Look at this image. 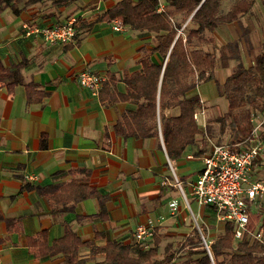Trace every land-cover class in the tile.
<instances>
[{"label":"crops","instance_id":"0c3cea01","mask_svg":"<svg viewBox=\"0 0 264 264\" xmlns=\"http://www.w3.org/2000/svg\"><path fill=\"white\" fill-rule=\"evenodd\" d=\"M117 1L77 0L57 8L41 3L29 5L19 14L8 9L0 12V60L5 65L25 60L24 80L34 81L48 92L42 101L27 103L24 85H16L10 94L0 84V264H62L61 254L35 258L28 250L27 237L47 228L51 241L62 235L63 221L82 239H93L95 231L99 232L95 238L98 245L107 240L138 243L135 227L148 220L156 221L161 257L165 244L192 235L195 227L204 235L208 224L203 218L210 222L217 218L213 207L199 204L191 194L190 182L202 168L199 158L186 157L192 151L171 161L161 132L158 137L145 138L118 135L113 129L116 119L134 104L118 101L105 105L99 90L78 82L80 70H88L103 80L111 72L116 89L124 91L123 73L140 68L138 47L150 44L151 35L130 28L116 31L111 21L96 19ZM71 17L77 18L78 34L63 44L25 36L21 28L25 21L51 25ZM212 34L216 46L228 44V74L238 62L250 66L255 55L264 51V0H255L247 13L217 26ZM226 68L218 66L220 78L215 77L216 81L223 82ZM204 118L206 124L218 123L208 121L206 105ZM254 124L264 145V108L255 114ZM228 139L233 141L229 134ZM171 167L183 182L185 197L176 186L161 183L164 177L172 178ZM78 168L88 169V183L107 196L103 205L106 217L99 214L97 198L82 199L73 211L56 216L50 212L46 196L36 190L37 186L69 180L72 175L68 171ZM76 176L81 178L82 174ZM250 179L264 184V150L252 166ZM26 184L30 187L24 188ZM188 196L196 202V211ZM172 200L178 203L175 215L169 212ZM251 213L264 215V194L251 204ZM15 216H21L19 229L9 231L5 218ZM160 216L163 219L158 221ZM217 233L210 234L207 242ZM152 244L153 237L141 243L145 248ZM80 253L93 260L103 257L102 253H90L85 246L80 247Z\"/></svg>","mask_w":264,"mask_h":264},{"label":"trees","instance_id":"16d2710c","mask_svg":"<svg viewBox=\"0 0 264 264\" xmlns=\"http://www.w3.org/2000/svg\"><path fill=\"white\" fill-rule=\"evenodd\" d=\"M76 1L0 0V12L8 9L19 14L29 5L48 3L57 8ZM254 1L118 0L101 12L97 20L110 22L117 18L126 28L152 37L150 44L138 47L140 68L123 73L124 91L116 89L115 76L111 72L99 88L100 100L105 105L118 101L134 104L119 114L113 125L114 131L124 138L158 137L161 132L171 161L187 150L195 156L204 154L208 150L205 135L211 139L214 135L211 123L206 124L205 134L194 120V112L205 107L196 88L201 82L214 80L218 94L227 101V110L212 121L218 122L220 133L228 129L233 142L237 137L241 140L250 136L254 126L252 119L264 108V51L255 55L250 66L238 62L220 83L215 79V69L218 65L228 67V49L225 47L228 44L219 46L217 56L212 31L218 25L233 22L247 13ZM76 22L77 18L74 38L78 34ZM25 64L26 61L22 60L5 65L0 60V84L10 94L16 85L22 84L27 103L42 101L48 92L42 90L38 83L24 80L22 69ZM171 109L177 112L167 113ZM68 173L72 175L69 180L36 187L40 194L46 196L50 212L57 216L73 211L82 199L97 198L101 207L99 214L106 217L103 205L107 196L88 183L89 170L70 169ZM78 174H82V179L76 176ZM29 187L24 185V188ZM20 217L5 218L9 231L19 229ZM247 227L251 231L263 227L264 239V215L250 213ZM99 235L95 231L93 239H82L68 222L63 221L62 235L50 241L47 228H43L27 237V245L35 258L61 254L62 264H264V243L247 232L235 240L233 223L229 220L222 221V228L209 243L211 256L196 227L192 235L183 240L165 244L161 257H158L161 235L156 228L153 244L147 248L141 243L118 240H107L98 245L95 238ZM82 246L88 247L90 253H102V259L93 260L82 255Z\"/></svg>","mask_w":264,"mask_h":264},{"label":"built area","instance_id":"2783aa9c","mask_svg":"<svg viewBox=\"0 0 264 264\" xmlns=\"http://www.w3.org/2000/svg\"><path fill=\"white\" fill-rule=\"evenodd\" d=\"M162 7L160 2L159 8ZM112 28L116 31L126 29L120 19H113ZM21 28L25 36H39L46 42L67 43L74 39L75 18L71 17L60 23L51 25H41L22 22ZM78 82L85 87L95 91L101 87L103 78L88 70H80L77 73ZM204 104V101L201 99ZM200 115L203 120L200 124L205 133V107L202 106L194 112V120L198 123ZM254 123V118L252 119ZM206 134V133H205ZM209 144L208 150L196 156L202 162L196 178L190 182V191L196 201L202 205H209L214 208L217 219L229 220L233 223L234 238L239 239L245 232L264 243L263 227L256 231H251L247 227L251 204L264 194V184L250 179V172L256 158L264 150L262 141L258 138L257 124H254L250 136L240 141L214 142L207 135ZM187 158H194L195 155L189 153ZM170 164V163H169ZM171 166V164H170ZM172 169V178L164 177L162 184L170 183L176 186L185 197L183 182ZM30 180L33 177L29 178ZM169 212L175 215L178 211V203L172 200L168 204ZM163 219L159 217L160 221ZM156 228V221L148 220L135 227L134 237L138 243H143L153 237ZM202 242L211 256L209 243L200 231Z\"/></svg>","mask_w":264,"mask_h":264},{"label":"rangeland","instance_id":"374dc122","mask_svg":"<svg viewBox=\"0 0 264 264\" xmlns=\"http://www.w3.org/2000/svg\"><path fill=\"white\" fill-rule=\"evenodd\" d=\"M227 6V3H226ZM226 9V8H224ZM218 26H222V24L218 25ZM226 50L228 49V46H225ZM209 49L211 48V46L208 47ZM219 46H216L215 51L217 53V56L219 54ZM219 64V63H218ZM219 66V65H218ZM218 67H216L215 69V77L216 79L220 78V74H218L217 72ZM224 73H226L225 75L228 74V67L223 70ZM197 91L200 94L201 97H203L206 100V113H207V119L208 121L212 120L215 118L216 115H218L219 113L224 112L227 109V101L225 99V97L223 96H218L217 94V89H216V85L214 83V80H208V81H204L201 82L198 86H197ZM203 120V116L200 115L199 117V122L198 124L200 125L201 122ZM213 126V138L211 140H213L214 142H217V140H220V142H228V129L226 132L224 133H220L219 131V124H212ZM207 147H209V144L207 143ZM185 190L188 192V185L184 184ZM189 201H190V205L193 207V209L196 211V202L193 201L190 196H188ZM205 220V222L208 224V228H205L204 230V235L206 237V239H209V235L210 234H214L217 233L221 228H222V222L221 220L214 218L211 220V222L207 219V218H203ZM200 219L197 221L198 225L200 223ZM196 224V222H195Z\"/></svg>","mask_w":264,"mask_h":264}]
</instances>
